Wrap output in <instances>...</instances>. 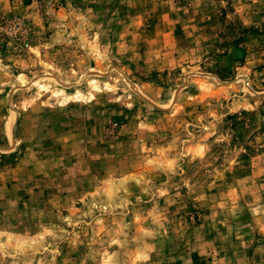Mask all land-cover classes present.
Segmentation results:
<instances>
[{
    "label": "rangeland",
    "instance_id": "rangeland-1",
    "mask_svg": "<svg viewBox=\"0 0 264 264\" xmlns=\"http://www.w3.org/2000/svg\"><path fill=\"white\" fill-rule=\"evenodd\" d=\"M0 264H264V0H0Z\"/></svg>",
    "mask_w": 264,
    "mask_h": 264
}]
</instances>
